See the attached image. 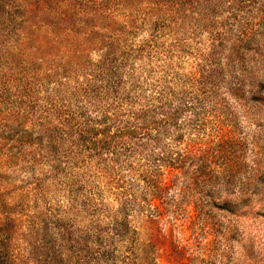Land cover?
<instances>
[{
    "label": "rangeland",
    "instance_id": "1",
    "mask_svg": "<svg viewBox=\"0 0 264 264\" xmlns=\"http://www.w3.org/2000/svg\"><path fill=\"white\" fill-rule=\"evenodd\" d=\"M170 8L0 0L9 263L264 264V0Z\"/></svg>",
    "mask_w": 264,
    "mask_h": 264
},
{
    "label": "trees",
    "instance_id": "2",
    "mask_svg": "<svg viewBox=\"0 0 264 264\" xmlns=\"http://www.w3.org/2000/svg\"><path fill=\"white\" fill-rule=\"evenodd\" d=\"M157 1L158 3H163V4H168L171 6L170 10H172L171 12L175 13L178 11H182L184 10L186 7L190 8H196L198 9L199 7H202L201 9L203 10L200 11L199 13V19H203L207 16H209L210 11H213L212 9H216V8H224L226 10L229 11L230 16L234 15L236 16L238 13H244L246 15V12H242V10L245 7H249V5L254 1V0H154ZM200 9V10H201ZM229 16V17H230ZM158 22H156L154 25H157ZM259 87H258V91H261L264 83L259 81L258 83ZM253 98L257 99V100H261L262 95H253ZM131 122H136L135 121H131ZM130 122V123H131ZM132 125V124H131ZM125 129H118V131L115 135V141L117 140H121L120 142V146L123 147L124 143L128 141V139L132 140H136L137 137H139L138 135L141 134V129H147V127L145 125H141V127L137 126V127H132L130 126V124L124 127ZM144 132V131H143ZM145 133V132H144ZM139 140L143 141L142 139ZM226 181V182H225ZM224 186H233V182L231 179H226L224 180ZM212 203L220 208V209H227V210H231V204L234 203L231 199H228L227 197L222 198V199H218V201H216V199L214 197H211ZM0 264H11L7 261V259H3L2 257H0ZM62 264H70V257L67 256V254L65 255V257H63V262Z\"/></svg>",
    "mask_w": 264,
    "mask_h": 264
}]
</instances>
